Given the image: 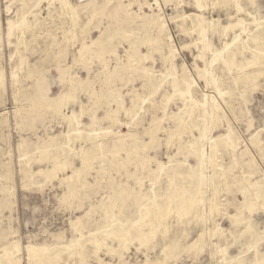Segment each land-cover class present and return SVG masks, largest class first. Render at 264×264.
Here are the masks:
<instances>
[{"label":"rangeland","instance_id":"rangeland-1","mask_svg":"<svg viewBox=\"0 0 264 264\" xmlns=\"http://www.w3.org/2000/svg\"><path fill=\"white\" fill-rule=\"evenodd\" d=\"M63 1L0 0L1 264L5 251L14 264H264V66L237 82L242 69L221 64L233 6L202 1L200 36L176 17L195 0H68L70 14ZM248 11L264 17V0ZM235 20L245 28L228 32V52L243 43L236 62L264 60L258 21ZM197 157L200 209L180 204L198 189ZM121 223L154 234H108Z\"/></svg>","mask_w":264,"mask_h":264},{"label":"bare ground","instance_id":"bare-ground-1","mask_svg":"<svg viewBox=\"0 0 264 264\" xmlns=\"http://www.w3.org/2000/svg\"><path fill=\"white\" fill-rule=\"evenodd\" d=\"M202 1H204V0H195V4H196V9H197V12H192V13H189V14H183V15H181V16H176V17H178L182 22V26H181V29L182 30H195L196 28L198 29L197 30V34L198 35H200V36H204L205 35V32H206V25L204 24L203 25V19L204 18H207V17H205V15H204V13L202 12V10H203V8L205 7L204 6V3L202 2ZM211 1V3H212V5H213V7L214 8H218V9H225V8H227V6L229 7V5H231V6H233V8H234V12H230L229 13V22H227L226 24H223V25H220L219 24V27H220V29L218 30V35H219V37H220V40H221V43H222V46H221V50H225V55L222 57V59H221V64H222V61H223V63L226 65V66H228L229 67V69H232V67H239V69L241 70V72H240V75L238 76V78H236V80H237V82L238 81H244V82H246V81H249V80H254L255 78H257L259 75H257L256 76V72L255 71H253L254 70V68H252L251 69V67L250 66H252V65H255V64H258L259 66H264V60H263V57H261V58H258V56H256V55H253V57H251L250 59H246V60H244L242 63H239V62H236V58L238 57V55L239 54H241L242 53V51H243V49L244 48H246V46L247 47H249V46H251V45H245V44H243V43H236V44H234V45H232V47L230 48L231 49V51L229 50V52H228V47H226V40H227V37H228V32H230L231 34H232V36H234L235 38H236V36H238L239 35V32H240V30L242 31V29L241 28H245V25L243 24V23H240L239 21L237 22L236 20H235V17H236V14L237 13H239V12H242V14H243V19L244 20H246V21H250V22H253L254 20L255 21H258V25L257 26H260L261 27V29H262V31H263V33H264V17H260V16H258V14L255 12V11H248V12H246V13H244L243 12V8H245L246 6H250V5H253L254 3H255V0H244V2L242 1V0H210ZM155 2H157V0H155ZM63 5H64V7H66L65 8V10H66V13L67 14H70V13H72V11H73V9H74V7H73V5L68 1V0H64L63 1ZM63 7V6H62ZM65 12V11H64ZM32 15V14H31ZM34 15V14H33ZM76 17V16H75ZM75 17L73 16L72 17V24L74 25L75 23ZM70 18V17H69ZM201 18V19H200ZM210 22L211 23H213L214 24V22H216L217 24H218V22H219V20H218V18L217 19H211L210 20ZM72 24H71V26H72ZM24 25V23H22V24H19L18 25V27L19 28H21V26H23ZM198 25V26H197ZM13 24L9 21L8 22V28H6L7 29V37H8V40L11 38V35H12V33H13ZM17 27V28H18ZM72 28V27H71ZM167 25H166V23H165V21H160V23L158 24V32H159V34L160 35H162V37L164 38V39H166V41H167V43H168V46H169V52H168V54H167V60L169 61V63H170V67H172V58H173V56H174V49L171 47V45H170V39H171V36H170V34L168 33V30H167ZM237 30H239L238 32H236ZM196 31V30H195ZM236 32V33H235ZM36 36H37V34H36ZM236 40V39H235ZM150 42V41H149ZM208 43V42H207ZM205 44V46H204V48L206 49V46H208V44ZM210 44V43H209ZM221 50L219 51V50H217V49H214V60H216L217 59V56H218V54L221 52ZM204 51V50H203ZM197 57L198 58H200L201 59V54L200 53H198L197 54ZM196 57V58H197ZM129 58V57H128ZM132 61V60H131ZM133 64V63H132ZM228 67H227V70H228ZM247 67H249L250 69H251V71H248V70H246V68ZM234 69V68H233ZM248 69V68H247ZM236 70V69H235ZM257 71H260V70H258L257 69ZM232 72H234V70L232 71ZM261 72V71H260ZM262 73V72H261ZM263 74V73H262ZM262 74H260V75H262ZM234 75V74H233ZM236 75V74H235ZM264 75V74H263ZM4 78V77H3ZM235 79V78H234ZM206 80H207V84H209V85H211L212 83L210 82L211 81V79L209 80V79H207L206 78ZM2 81V72H0V82ZM219 81V80H218ZM249 82H251V81H249ZM211 83V84H210ZM214 83V82H213ZM219 83V82H218ZM218 83H217V85H218ZM4 83H3V81H2V85H3ZM214 84H216V83H214ZM217 85H215V86H210V87H213V88H215L219 93H221V89H219V87L217 86ZM222 86V85H221ZM212 88V89H213ZM214 92H216V91H214ZM182 97V102H183V109L182 110H185L186 111V114L189 116L191 113H192V111H194L193 109V107L196 105L195 104V102H194V100H192V99H188L187 97H185V96H181ZM204 97L205 98H208V96L206 95V94H204ZM214 98V97H213ZM209 106H208V109H209V114H211V116H214L215 117V113H216V111H217V108H218V105H217V103L211 98V99H209ZM196 108V107H195ZM219 110V109H218ZM181 113V112H180ZM183 113H184V111H183ZM182 113V114H183ZM1 114H3V112L1 113ZM4 114H5V112H4ZM76 116H79V115H76ZM72 117V116H71ZM75 118V117H74ZM211 118V117H210ZM70 119V118H69ZM214 119V118H213ZM212 120V119H211ZM182 121V120H181ZM213 121V120H212ZM214 122V121H213ZM184 123V122H183ZM200 133V137L203 135L202 133L203 132H199ZM18 147H20V146H18ZM209 156V155H208ZM209 160V159H208ZM197 161H198V167H199V172H198V174H200V176H199V186H198V189L196 190V192L194 193V195H192V196H194V197H187V198H185L184 199V202L181 200L180 201V204L183 206V207H186V206H195V207H198V209H200V202H201V191H204V190H202L203 189V186L205 185V183H204V181L202 180V173H204L203 172V168L205 167L204 165H205V161H204V159L203 158H200V157H197ZM209 162V161H208ZM64 163H65V161H64ZM62 164V167L65 169V167L67 166V164ZM57 164V163H56ZM210 164V162L208 163V165ZM58 165H60V164H58ZM214 166V165H213ZM209 167V166H208ZM210 169V168H209ZM208 169V170H209ZM212 169V168H211ZM210 171V170H209ZM208 172V171H207ZM213 172V171H212ZM215 172V171H214ZM209 173V172H208ZM210 173H211V171H210ZM209 176V175H208ZM214 176V175H213ZM208 179H210V178H208ZM211 180H212V177H211ZM209 182H211V183H213L212 181H210L209 180ZM208 182V183H209ZM213 185V184H212ZM215 186V185H214ZM172 187V186H171ZM178 187V186H177ZM209 187H210V185H209ZM70 188V187H69ZM214 188V187H213ZM216 188V187H215ZM206 189V188H205ZM208 189V188H207ZM216 189H218V188H216ZM216 189H215V191H214V193L216 192ZM213 191V190H212ZM205 192V191H204ZM213 194V193H212ZM211 195V194H210ZM215 195V194H214ZM205 196V195H204ZM209 196V195H208ZM207 197V196H206ZM262 197H264V191H263V194H262ZM203 198V197H202ZM207 199H209V198H207ZM180 200V199H179ZM186 200L188 201L187 202V204H186ZM211 200V199H210ZM216 200V199H215ZM210 202V201H209ZM214 202H216V201H214ZM205 203V202H204ZM211 204V203H210ZM213 204V203H212ZM215 205V204H214ZM250 205H251V203H250ZM213 207V206H212ZM215 207V206H214ZM249 207H251V206H249ZM253 207V206H252ZM251 207V208H252ZM211 211V210H210ZM157 218V217H156ZM158 218L160 219V220H158L159 222H157L156 221V223H158L160 226H162L161 224L163 223V220H162V218H163V216L161 215H158ZM157 218V219H158ZM113 219V218H112ZM112 219H111V221H112ZM152 223H154V222H152ZM72 224H73V222H72ZM117 225V224H116ZM122 223L120 224V225H118V226H115L111 231L110 230H108L107 232H109L108 234L109 235H112L113 237L115 236V237H118L119 238V240H120V238H125L126 236H127V239H131V238H137L139 241H143L145 238H148V236H149V234L150 235H152V234H154V232H150L148 235L147 234H144V233H142V231H141V227H138V226H132V228L131 229H127V231H125L123 228H122ZM140 225V224H139ZM155 225V224H154ZM153 225V226H154ZM108 226V225H107ZM153 226H152V228H151V230L153 229ZM157 225H155V227H156ZM160 226H158V228L157 229H160ZM154 227V228H155ZM164 227V226H163ZM157 229H156V231H157ZM164 229V228H163ZM150 230V229H149ZM149 232V231H148ZM154 236V235H153ZM152 237V236H151ZM126 239V240H127ZM149 239H150V237H149ZM31 245V244H30ZM30 245H28L27 244V250H28V252H27V255H29L30 256V258L32 259V258H35L36 256H37V251L35 250V248L33 247V246H30ZM97 245V244H96ZM98 247V246H97ZM108 247H109V245H108ZM80 248V247H79ZM26 250V251H27ZM44 252H45V250H44ZM165 255H169V252L167 251V249L166 250H164V252H163ZM3 257L6 259V264L7 263H11V255H10V253L8 252V251H5L4 253H3ZM167 257V256H166ZM3 258V259H4ZM18 258V257H17ZM230 259V261L231 260H233V258H229ZM18 260V259H17ZM13 261H15L16 262V259L15 260H13ZM2 262H0V264H1ZM18 262H16L15 264H17ZM11 264H14L13 262L11 263ZM20 264V263H19Z\"/></svg>","mask_w":264,"mask_h":264},{"label":"crops","instance_id":"crops-1","mask_svg":"<svg viewBox=\"0 0 264 264\" xmlns=\"http://www.w3.org/2000/svg\"><path fill=\"white\" fill-rule=\"evenodd\" d=\"M192 5L193 7L196 9V5H195V2H192ZM210 9H213L211 6H210ZM229 8H225V9H221V10H228Z\"/></svg>","mask_w":264,"mask_h":264}]
</instances>
